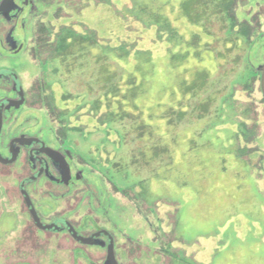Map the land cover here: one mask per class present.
Masks as SVG:
<instances>
[{
    "label": "rangeland",
    "instance_id": "374dc122",
    "mask_svg": "<svg viewBox=\"0 0 264 264\" xmlns=\"http://www.w3.org/2000/svg\"><path fill=\"white\" fill-rule=\"evenodd\" d=\"M221 4L230 1L45 0L14 22L24 44L37 26L47 32L42 46L56 44L30 60L3 54L13 23L0 20V65L21 75L27 95L0 149L23 130H40L54 145L48 130L62 126L59 135L77 153L72 168L84 175L75 185L91 191L75 199L74 187L55 186L65 192L55 201L39 196L38 181L30 192L44 216L61 204L89 231L93 216L109 214L149 242L147 217L159 238L148 245L164 264H264V110L257 85L249 90L241 81L264 57V11L249 42ZM0 85V97L12 94ZM2 181L12 189L8 199L0 195V264L91 262L64 233L36 231L48 245L28 237L34 229L18 178ZM103 188L130 199L108 195L110 210L107 202L97 208L92 194Z\"/></svg>",
    "mask_w": 264,
    "mask_h": 264
},
{
    "label": "flooded vegetation",
    "instance_id": "af4514ba",
    "mask_svg": "<svg viewBox=\"0 0 264 264\" xmlns=\"http://www.w3.org/2000/svg\"><path fill=\"white\" fill-rule=\"evenodd\" d=\"M13 1L16 2V4H19V6L23 7V11L28 7L30 8V10L36 11L38 4L45 3V0ZM229 1L230 6H228L227 8H223L221 4L219 10H225L224 12L229 15L228 18L232 21L238 34L246 36L250 42L252 39H254L256 28L261 25V15L257 10L259 8V10L263 9L264 11V0ZM20 12L21 10L19 9L13 10L10 12L6 20L3 18L6 23L13 24L10 25L7 31L4 30V37L2 42L5 52H0L5 54V56H7L9 59L17 58L19 57V55L23 54L24 57H27L30 60L35 55H37V53L41 54L42 52H45L47 50L51 51L55 49V43H53L52 45V43L50 42L51 44L48 43L47 45H43L44 47L40 44L42 36L47 34V32L46 30L41 29L38 26L32 33L30 43H28L29 45L24 44V42L19 39L18 35H16V25L14 22ZM238 13L244 14L245 17L240 19L238 17ZM22 62H24V60H22ZM262 73H264V57L262 59V62L256 64L255 66L249 65V70L242 77L241 81L245 83L244 86H246V88H249V90L254 87V84L257 85L259 94V103L257 104L262 105L264 110V80L262 84ZM20 76L21 75H19V73L16 72L13 67L7 66L5 64L0 65V84L7 83V87H3V85L2 87L12 92L11 95L4 94L0 97V139L3 136L4 126L6 122L10 119H13L14 112L18 111L22 107V105L26 103L27 100V95L23 85V79ZM20 90L21 92L19 93ZM15 104H19L18 107H15ZM254 111H256V109L254 110L253 103L251 114ZM245 129L253 131L252 128L247 127ZM62 130V126H58L57 128L55 127L52 130H48L53 134L52 138L55 141L54 145L45 140L46 137L45 135L43 136L40 133V130L39 133H29L23 130L17 134L13 133L9 135L5 143L6 152H3L0 149V176L11 179L18 178L17 190L21 196V203L22 205H24V210L26 211V214L30 219L29 227L31 226L34 229L33 232L28 235V237L33 239L34 242L36 240H41V243H46L48 245L49 239H40L35 234L36 231H41V233H44V237H49L52 234L58 235L64 233L68 235V237L75 243H77V245L80 247V250L82 251V255H84L88 259L90 258L89 260L91 262L88 264H164V258L162 256L163 253H159L157 249H154L148 245V243L158 242L159 238L156 234L157 230L154 229L151 221L147 220V217L143 218L147 223V227L151 231V237L149 238V242H144L141 236L132 235L128 230L120 227V225H118L114 219H111V216H109V214H102L105 217L104 219H98L93 216L92 221L95 224L94 228L89 231H83L79 228V223L75 224L74 221H72L66 215L71 211L72 208L67 209L66 207H62V205L60 204L57 209L53 210L47 216H44L41 213L37 206L36 200L33 197L34 194L30 192V188H33L34 185L42 179L44 180V186L39 189V194L41 193L42 195L54 199L55 201H58L59 198L63 197L62 194L65 193H59V191L54 189L55 186L64 187L66 189V192L69 191L68 187H74L71 195L75 199L77 191L84 190L86 193H89V195L91 194V191H89L90 187L88 183L84 184L82 188H78L75 185V183L81 181L84 178V175L78 169L73 170L72 168V162L74 160L76 161L77 153H75L73 149L68 145L67 140L59 135V132ZM0 147L2 146L0 145ZM47 148H50L56 151L57 154H59H56L55 160L50 159L44 153ZM12 155H14L13 159ZM60 155L64 156L70 169V176L66 181L62 180L61 178L62 166L59 159ZM16 163L21 164L20 171H15V169H13ZM0 186V195L4 194L8 199L12 187L8 185L7 181H2ZM108 186L110 185L108 184ZM95 190L99 194L97 196V194L93 192L92 195L94 201H92L95 203V206L97 208L103 207L101 206L103 204L106 205L105 202H107L108 195H110L111 198L112 196L119 198L124 203H126L124 201L125 199H130L127 194H124L122 192L117 193L116 191H113L112 188ZM41 194L39 196H42ZM68 201L69 199L66 200V202ZM3 202H5V200ZM91 204L93 203L90 202V205ZM95 206L94 208H96ZM107 207L109 209L110 200L107 202ZM115 208L117 209V206ZM104 211L107 212L106 209L103 210V212ZM46 225H48V227L43 228L46 227ZM73 231L76 233V235L82 238L89 239L87 240V242H81L76 238L75 235H73ZM10 237L12 238V236ZM90 247L98 248L99 251L91 252L87 250V248ZM72 252H75L74 249ZM90 255L95 258L91 259Z\"/></svg>",
    "mask_w": 264,
    "mask_h": 264
},
{
    "label": "water",
    "instance_id": "95a60500",
    "mask_svg": "<svg viewBox=\"0 0 264 264\" xmlns=\"http://www.w3.org/2000/svg\"><path fill=\"white\" fill-rule=\"evenodd\" d=\"M16 9H19V10H21V12H23V7L19 6V4H16V2H14L13 0H0V16H2V17H0V20L5 21L7 19V17L9 16L10 12L13 10H16ZM263 80H264V73L261 74L262 84H263ZM20 92H21V90L19 91V93ZM19 104H15V107H18ZM0 108H1V105H0ZM44 153L50 159L55 160L56 154H57L56 151H54L50 148H47V150H45ZM57 155H59V154H57ZM13 157H14V155H12V159H13ZM12 159H10V160H12ZM59 159H60L61 166H62L61 178H62V180L66 181L70 176L69 175L70 169H69L68 163L66 162L64 156L60 155ZM47 227H48V225H46V227H43V228H47ZM73 235H75L76 238L78 240H80L81 242H87V240L89 239V238H82V237L76 235V233L74 231H73Z\"/></svg>",
    "mask_w": 264,
    "mask_h": 264
}]
</instances>
